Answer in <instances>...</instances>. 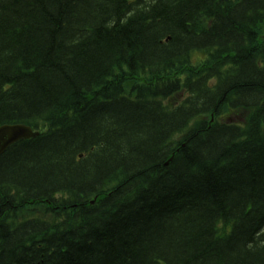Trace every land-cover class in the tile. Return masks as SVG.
Instances as JSON below:
<instances>
[{
  "label": "trees",
  "instance_id": "trees-1",
  "mask_svg": "<svg viewBox=\"0 0 264 264\" xmlns=\"http://www.w3.org/2000/svg\"><path fill=\"white\" fill-rule=\"evenodd\" d=\"M13 123L0 264H264V0H0Z\"/></svg>",
  "mask_w": 264,
  "mask_h": 264
},
{
  "label": "water",
  "instance_id": "water-1",
  "mask_svg": "<svg viewBox=\"0 0 264 264\" xmlns=\"http://www.w3.org/2000/svg\"><path fill=\"white\" fill-rule=\"evenodd\" d=\"M8 128L9 127L0 128V155L12 142L18 139L32 138L34 136L28 129L23 130L22 128L19 127L12 128L18 132V133H14L12 132V130H9Z\"/></svg>",
  "mask_w": 264,
  "mask_h": 264
}]
</instances>
